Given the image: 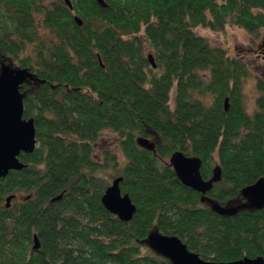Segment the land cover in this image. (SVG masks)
I'll use <instances>...</instances> for the list:
<instances>
[{"label": "trees", "instance_id": "16d2710c", "mask_svg": "<svg viewBox=\"0 0 264 264\" xmlns=\"http://www.w3.org/2000/svg\"><path fill=\"white\" fill-rule=\"evenodd\" d=\"M71 2L0 0V70L13 60L37 79L20 88L37 148L0 182V264H173L151 248L153 232L208 261L264 258V209L223 216L208 202L227 206L264 179V79L250 114L249 66L196 32L230 26L258 38L264 0ZM106 131L119 138L123 166L112 150L96 153ZM177 151L202 159L204 180L221 168L206 202L169 164ZM110 170L137 207L130 222L102 203Z\"/></svg>", "mask_w": 264, "mask_h": 264}, {"label": "water", "instance_id": "95a60500", "mask_svg": "<svg viewBox=\"0 0 264 264\" xmlns=\"http://www.w3.org/2000/svg\"><path fill=\"white\" fill-rule=\"evenodd\" d=\"M70 9H73L71 0H63ZM101 7L106 8L105 0H97ZM81 26L82 20L75 17ZM154 68L157 67L152 54L148 56ZM37 82L29 69L13 68L10 64L2 63L0 70V182L13 171H20L26 167L20 156L22 153H33L37 148L36 127L33 119H24V95L21 87L26 82ZM226 111L229 109V99L225 102ZM138 144L142 148L156 153V142L141 137ZM169 164L175 170L180 181L187 187L204 195L213 190L216 183L222 180V170L215 168L210 180H204L201 169L203 161L199 157H190L181 151L175 152ZM123 177H118L105 190L102 203L113 215L124 222H130L137 211L136 205L128 194L121 189ZM15 196L7 198L10 207ZM62 195L55 198L58 201ZM243 204L237 207L222 206L209 200L213 210L223 216L235 215L240 209H264V179L248 186L242 192ZM151 248L162 256L169 258L173 264H264V258H246L235 262H214L200 257L189 250L188 246L176 236H168L153 232L148 238ZM41 247L38 236H34V250Z\"/></svg>", "mask_w": 264, "mask_h": 264}, {"label": "rangeland", "instance_id": "374dc122", "mask_svg": "<svg viewBox=\"0 0 264 264\" xmlns=\"http://www.w3.org/2000/svg\"><path fill=\"white\" fill-rule=\"evenodd\" d=\"M53 1V0H51ZM196 32L199 36L206 38L212 46L223 47L229 52L232 58H240L244 60L250 69V77L247 79L244 86L245 105L250 114L256 110L257 82L264 79V30L260 37L251 36L244 29L238 27H227L224 32H214L205 28H197ZM151 54L148 51V55ZM10 65L13 68H18V65L13 60H10ZM176 90L171 94V105L174 106ZM96 153L99 156L103 150H112L118 155L121 165L125 164V157L119 149V138L112 131L103 133L97 145ZM101 156V155H100ZM99 158V157H98ZM100 159V158H99ZM116 177V171L110 170L102 174V178L109 183L113 182ZM22 201V197L18 196L13 203ZM242 199H237L227 204L228 207H237L243 204ZM146 252V250H144Z\"/></svg>", "mask_w": 264, "mask_h": 264}]
</instances>
